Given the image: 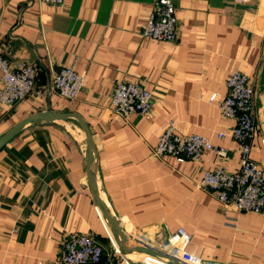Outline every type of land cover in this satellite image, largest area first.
Returning a JSON list of instances; mask_svg holds the SVG:
<instances>
[{"label": "crops", "instance_id": "crops-1", "mask_svg": "<svg viewBox=\"0 0 264 264\" xmlns=\"http://www.w3.org/2000/svg\"><path fill=\"white\" fill-rule=\"evenodd\" d=\"M173 1L175 42L142 34L155 0H0V52L13 65L25 60L37 69L32 94L0 102V137L38 112L74 114L27 124L0 147V264H60L64 243L79 234L100 242L112 264H130L106 231L88 179L87 136L74 116L94 141L99 196L130 244L170 253L169 234L184 227L192 234L187 250L205 260L264 264V215L225 206L199 185L217 166L240 167L236 122L218 107L236 70L255 89L251 157L264 168V0ZM64 66L85 77L76 99L54 88ZM139 78L153 106L126 118L113 109V86ZM171 121L177 134L206 136L227 155L205 150L199 162L154 156Z\"/></svg>", "mask_w": 264, "mask_h": 264}, {"label": "built area", "instance_id": "built-area-1", "mask_svg": "<svg viewBox=\"0 0 264 264\" xmlns=\"http://www.w3.org/2000/svg\"><path fill=\"white\" fill-rule=\"evenodd\" d=\"M57 6H63L67 0H42ZM173 0H155L150 18L142 27V34L158 41L175 42L178 39V18ZM0 102L14 105L35 91L37 69L33 64L20 60L13 65L0 52ZM54 88L63 98L76 99L83 90L85 77L74 66H64L54 77ZM217 100V94L211 96ZM255 89L250 77L236 70L227 80V92L218 107L223 116L235 120L232 136L240 144V167L231 171L220 165L204 173L199 185L210 190L223 205H233L238 211L264 215V168L251 157L252 142L257 121L254 117ZM154 94L143 86L142 79L118 81L112 90L113 109L124 117L132 113L145 115L152 109ZM225 134L219 133L223 138ZM264 145V138L262 140ZM208 150L222 157L227 155L223 147H217L210 138L193 133L180 135L176 133L174 121H171L152 154L159 158L166 155L175 157L178 162L194 160L199 162L201 154ZM98 210V208H97ZM99 211V210H98ZM115 253H120L111 233L106 227ZM192 234L184 227L169 234L167 244L170 255L187 264H216L205 260L187 250ZM167 253V252H166ZM60 264H112L111 258L105 257L104 247L92 235L79 234L69 238L63 245Z\"/></svg>", "mask_w": 264, "mask_h": 264}, {"label": "water", "instance_id": "water-1", "mask_svg": "<svg viewBox=\"0 0 264 264\" xmlns=\"http://www.w3.org/2000/svg\"><path fill=\"white\" fill-rule=\"evenodd\" d=\"M74 114H68V113H54L50 111L46 112H38L35 114H32L20 122H18L16 125H14L9 132L4 134L0 137V147H2L4 144H6L11 138H13L23 127L30 123H35L39 121H53V120H67L68 117L73 116ZM80 121L86 136H87V159H88V179L90 182V186L95 194L97 206L99 210L101 211V214L106 220V223L108 225V228L113 236V239L119 248L120 252L127 256L130 264H144L141 260H133L129 258L128 253H137V254H143L145 256L154 258L156 260L162 261L165 264H187L183 262L181 259L170 255L166 252H162L154 247L145 245V244H130L129 243V236L126 234L120 225V222L117 220V218L111 214L110 210L107 208V206L104 204L102 199L99 196L98 192V182H97V175H96V166H95V156H94V141L92 138V135L90 133V130L85 124V122L77 117Z\"/></svg>", "mask_w": 264, "mask_h": 264}, {"label": "bare ground", "instance_id": "bare-ground-1", "mask_svg": "<svg viewBox=\"0 0 264 264\" xmlns=\"http://www.w3.org/2000/svg\"><path fill=\"white\" fill-rule=\"evenodd\" d=\"M107 224V223H106ZM108 226V225H107ZM111 233V232H110ZM112 235V234H111ZM113 237V236H112ZM128 256H129V258H131V259H133V260H137L136 258H135V256L132 254V253H128Z\"/></svg>", "mask_w": 264, "mask_h": 264}, {"label": "rangeland", "instance_id": "rangeland-1", "mask_svg": "<svg viewBox=\"0 0 264 264\" xmlns=\"http://www.w3.org/2000/svg\"><path fill=\"white\" fill-rule=\"evenodd\" d=\"M144 237H145V236H144ZM154 247H155V246H154ZM155 248H156V247H155ZM156 249H158V248H156ZM158 250H160V251H162V252H165V251H164L163 249H161V248H160V249H158Z\"/></svg>", "mask_w": 264, "mask_h": 264}]
</instances>
